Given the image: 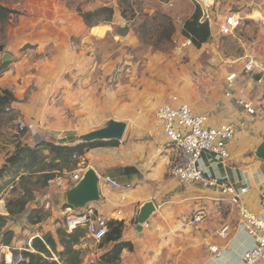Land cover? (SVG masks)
I'll list each match as a JSON object with an SVG mask.
<instances>
[{
    "label": "rangeland",
    "instance_id": "obj_1",
    "mask_svg": "<svg viewBox=\"0 0 264 264\" xmlns=\"http://www.w3.org/2000/svg\"><path fill=\"white\" fill-rule=\"evenodd\" d=\"M105 6L114 8L113 21L88 26L82 14ZM196 10L192 0H0V91L17 98L0 118V167L18 136L30 145L80 139L116 119L130 133L156 123V107L173 95L199 108L217 94L224 100L227 73L242 69L246 55L264 68V0H215L214 18L238 14V31L201 48L184 47V24ZM20 120L36 130L23 135ZM45 189L51 198L59 190L52 183ZM9 227L23 247L37 231L26 215ZM196 227L186 222L178 231L187 241ZM181 241L173 248L176 262L191 264L196 253ZM3 246L0 264H6Z\"/></svg>",
    "mask_w": 264,
    "mask_h": 264
},
{
    "label": "crops",
    "instance_id": "obj_2",
    "mask_svg": "<svg viewBox=\"0 0 264 264\" xmlns=\"http://www.w3.org/2000/svg\"><path fill=\"white\" fill-rule=\"evenodd\" d=\"M232 70L238 71L239 74L231 95H227L226 89L224 100L221 101L217 94L208 104L200 108L193 107L195 112L208 116L209 126L217 127L231 123L238 131L229 142L228 159H222L207 151L202 155L201 167L206 175L217 178L237 190L249 187V192L240 196L241 205L257 215L264 216V158L257 156V150L264 142V69L261 71L262 78L259 82L250 74H242V69ZM225 84L227 85L226 79ZM241 100L249 103L256 112H248L239 103ZM114 141L117 143L112 146L95 144L80 158L77 166L72 170L65 169L63 174L85 166L87 169H95L100 176V199L83 208L91 207L108 220H120L125 223L122 239L131 241L134 250L123 251L122 264H180L176 262L173 254L177 239L187 242L195 251L191 264L242 262L245 251L254 244V240L239 224V207L231 203L229 197L224 196L218 188H205L195 183L183 184L170 174L174 155L160 122L132 129L130 133L126 131L124 139ZM80 142L79 138H76L60 140L57 143L66 145ZM105 176H111L131 187L124 190L115 189L105 183ZM69 177L70 175L66 176ZM74 186L72 181L67 182L63 188H58L54 198H51V194L45 189L46 193H42L40 196L43 197L39 196L35 203L36 206L44 205L50 211V216L44 222L33 225L37 231L28 240V245L23 247L13 241L11 246H7L26 248L31 245L29 241L35 237L43 238L48 232L58 239L57 229L67 228L68 206L63 200V194ZM148 201L154 202L156 211L143 226V231L139 232L138 214ZM197 209H205L207 216L197 225L196 235L186 241L178 229L184 223H190ZM0 213L8 215L4 199L0 200ZM100 243L93 241L87 233L81 238L76 248L83 251L84 263L97 259L112 246V243L104 246H100ZM211 245L219 247L222 251L221 258L215 257L210 250ZM58 250H62V246L59 245Z\"/></svg>",
    "mask_w": 264,
    "mask_h": 264
},
{
    "label": "built area",
    "instance_id": "obj_3",
    "mask_svg": "<svg viewBox=\"0 0 264 264\" xmlns=\"http://www.w3.org/2000/svg\"><path fill=\"white\" fill-rule=\"evenodd\" d=\"M192 1L200 6L202 12L201 20L209 23L212 40L234 35L238 31L242 20L238 14L231 13L224 19L217 20L212 13L215 0ZM182 45L184 47L192 46L193 42L187 38ZM245 58L242 72L251 75L257 70L263 71L264 68L254 57L246 55ZM238 74L239 72L235 70H230L227 73L228 96L231 95ZM239 103L248 112L252 114L256 112V109L246 101L241 100ZM7 110L10 111V108L8 107ZM155 117L161 123L168 144L173 151L174 158L169 169L170 174L183 184L195 183L205 188H218L224 196L229 197L230 202L239 207L240 226L254 240V244L245 251L240 264H264V216L257 215L240 203L241 194L249 192L250 188L246 186L241 188V190H237L217 178L206 175L201 167V159L204 152H211L222 159L230 157L228 145L238 132L236 127L231 123L217 127L209 126L207 115L195 112L190 103L182 101L177 95H173L169 100L160 103L156 107ZM18 128L19 132L35 131L37 125L34 122L20 120ZM74 157L79 158V155H74ZM86 170L85 166H79L74 172L57 175L49 183L55 184L60 189L69 181L76 185L83 178ZM67 175H70V177L66 178ZM103 179L108 186L115 189L124 190L131 187V185L121 183L111 176H105ZM67 210V229L69 231L78 226L84 227L87 235L97 243H100L106 237L108 219L98 214L95 209L89 207L81 210L68 207ZM206 216L205 209H197L190 223L198 225ZM3 247L7 249L5 254L6 264H20L24 261V250L35 251L32 245L29 248ZM210 250L216 258L222 257V251L217 245H211ZM93 261L91 260V262Z\"/></svg>",
    "mask_w": 264,
    "mask_h": 264
},
{
    "label": "trees",
    "instance_id": "obj_4",
    "mask_svg": "<svg viewBox=\"0 0 264 264\" xmlns=\"http://www.w3.org/2000/svg\"><path fill=\"white\" fill-rule=\"evenodd\" d=\"M114 15L115 10L111 6L82 14L85 23L90 27L112 22ZM201 19V12L196 10L193 16L186 20L183 28L184 36L191 39L197 48H201L211 38L209 23ZM164 34L171 37L168 28L165 29ZM3 50L4 46L0 44V55ZM16 100L11 90L0 91V118ZM25 132L20 133L24 135ZM16 139L14 151L7 155L0 167V198H3L7 191L10 194L5 198L8 215L0 213V243L6 246H11L16 238V232L9 227L10 221L26 215L29 224L37 225L50 216V211L44 205L31 206V204L39 192L48 187L49 181L58 172L65 169L72 170L80 162V158L85 156L95 144L104 143L112 146L117 143L109 140L62 145L43 139L35 145H30L24 143L20 136ZM74 155H79V158ZM132 170L135 171L134 168ZM124 227L123 221L108 220V232L100 246L109 243H112V246L90 264H122L123 251L134 250L131 241L122 239ZM57 235L58 239L51 232L45 233L43 238L35 237L31 244L35 251L24 250V261L20 264H83L84 253L76 248V245L86 236V229L78 226L69 232L67 228L61 227L57 229ZM59 245L62 246V250H58Z\"/></svg>",
    "mask_w": 264,
    "mask_h": 264
},
{
    "label": "water",
    "instance_id": "obj_5",
    "mask_svg": "<svg viewBox=\"0 0 264 264\" xmlns=\"http://www.w3.org/2000/svg\"><path fill=\"white\" fill-rule=\"evenodd\" d=\"M256 82L262 78V73H251ZM128 124L124 121L112 120L105 127L94 130L84 135L79 140L81 142H96L108 140H122L127 131ZM257 156L264 158V142L257 150ZM100 176L95 169L88 168L83 178L72 189L63 194V200L68 207L81 209L91 202L100 199ZM156 211V206L153 201L146 202L140 209L138 214L137 230L143 231V226L147 223L153 213Z\"/></svg>",
    "mask_w": 264,
    "mask_h": 264
},
{
    "label": "bare ground",
    "instance_id": "obj_6",
    "mask_svg": "<svg viewBox=\"0 0 264 264\" xmlns=\"http://www.w3.org/2000/svg\"><path fill=\"white\" fill-rule=\"evenodd\" d=\"M258 18H259V19L261 18V14L258 15Z\"/></svg>",
    "mask_w": 264,
    "mask_h": 264
}]
</instances>
